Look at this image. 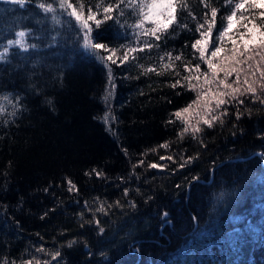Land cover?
Returning <instances> with one entry per match:
<instances>
[{
	"label": "trees",
	"instance_id": "trees-1",
	"mask_svg": "<svg viewBox=\"0 0 264 264\" xmlns=\"http://www.w3.org/2000/svg\"><path fill=\"white\" fill-rule=\"evenodd\" d=\"M209 2L219 9L215 38L229 6ZM187 4L179 21L188 27L177 25L158 48L111 65L110 82L59 0H0V52L20 30L35 45L11 46L0 61V97L12 101L0 99V264L33 257L49 264H264V105L243 97V105L228 106L222 125L179 139L182 125L172 113L195 98L186 87H170L187 75L181 62L180 76L141 75L139 65L159 66L166 52L199 62L191 44L209 9L205 0ZM124 12L100 28L90 22L94 41L115 48L150 39H137V16ZM166 141L170 147L160 148ZM189 156L197 158L180 168Z\"/></svg>",
	"mask_w": 264,
	"mask_h": 264
},
{
	"label": "snow or ice",
	"instance_id": "snow-or-ice-1",
	"mask_svg": "<svg viewBox=\"0 0 264 264\" xmlns=\"http://www.w3.org/2000/svg\"><path fill=\"white\" fill-rule=\"evenodd\" d=\"M12 2L23 6L26 0H12ZM224 3L229 6L228 13L223 18L222 30L214 38L213 31L216 28L219 9L211 6L209 0H205V6L209 11L204 14V22L197 24L195 31L199 33V38L191 44V48L195 50L193 57L199 62L192 64L191 61L184 59L183 54L173 56L171 52H166L159 58V66L139 65L141 75L150 73L163 75L172 72L175 76H180V72L176 70V62L180 61L183 70L187 73L170 84L172 88L182 86L195 93V98L190 103L172 113L175 120H179L182 125L178 132L179 139H183L185 135L197 139L205 126L213 128L217 123L222 125L224 117L229 114L228 106L243 105V97H250L254 102L264 105V0H224ZM59 6L63 9H71L69 15L83 31L82 46L105 65L110 82L113 80L111 65H124L130 60H135L138 52L158 48L159 44L156 42L177 25L188 27L186 24L180 25L179 21L180 13L188 7L187 0H96L95 5L87 4L86 0H76L75 4L72 0H59ZM38 7L45 12L54 11L52 4L40 3ZM125 8L133 9L137 16L135 24L132 25L133 29L137 30V39L139 40L140 37L150 39L143 40L136 46L120 45L115 48L104 42H95L92 36L93 24L90 22H93L96 28H100L108 21L118 22L119 17L124 16ZM146 24L151 26L146 27ZM26 35L28 33L25 30H20L15 33V39L7 40V46L3 48V52H0V61L5 59V54L9 52L11 46H18L23 51L35 47L26 43ZM102 52L106 54L102 55ZM165 57H167L166 61ZM201 64L206 65V70L201 68ZM112 88H115L114 83ZM0 99L12 103L7 96ZM16 99L19 100V97ZM5 111V106L0 104V115ZM245 111L251 115V110L245 109ZM235 115L240 119L244 112L237 110ZM105 120L107 122V116ZM175 120H169L168 123H174ZM200 143L203 141L201 140ZM159 147L166 149L170 144L166 141ZM196 158L187 157L179 167H185ZM160 159L173 160V157L161 156ZM139 163L143 164L144 161ZM147 166L166 167L158 163H149ZM95 174L101 176L102 172L95 171ZM68 184L69 191L76 189L71 180ZM128 191L127 188L124 189L125 196L128 195ZM116 203L119 204V201ZM98 211H105L103 203ZM95 223L99 225V220ZM103 231L104 229L100 228V232ZM72 243L74 241H69V247ZM36 251L43 252L45 249L41 246ZM60 255L59 251L52 253L53 259ZM12 264L15 262L13 261ZM23 264H49V262H42L33 257L31 260L23 261Z\"/></svg>",
	"mask_w": 264,
	"mask_h": 264
},
{
	"label": "rangeland",
	"instance_id": "rangeland-1",
	"mask_svg": "<svg viewBox=\"0 0 264 264\" xmlns=\"http://www.w3.org/2000/svg\"><path fill=\"white\" fill-rule=\"evenodd\" d=\"M3 105L6 106V103H4ZM129 232H130V230H129V229H126L125 232H123V233H124V234H128ZM114 235H115V234H114ZM111 237H112V236H111ZM105 239H108V240H109L110 238H109V236H108V237H106Z\"/></svg>",
	"mask_w": 264,
	"mask_h": 264
}]
</instances>
